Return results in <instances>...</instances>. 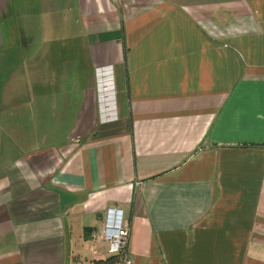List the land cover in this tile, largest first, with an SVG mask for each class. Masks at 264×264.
Masks as SVG:
<instances>
[{"label":"crops","instance_id":"obj_1","mask_svg":"<svg viewBox=\"0 0 264 264\" xmlns=\"http://www.w3.org/2000/svg\"><path fill=\"white\" fill-rule=\"evenodd\" d=\"M111 204L127 264H264V0H0V264H113Z\"/></svg>","mask_w":264,"mask_h":264},{"label":"built area","instance_id":"obj_2","mask_svg":"<svg viewBox=\"0 0 264 264\" xmlns=\"http://www.w3.org/2000/svg\"><path fill=\"white\" fill-rule=\"evenodd\" d=\"M99 231L101 239L107 243V251L116 256L112 263H129L126 250L128 224L124 220L121 206L112 204L105 206ZM90 234L94 237L93 232Z\"/></svg>","mask_w":264,"mask_h":264},{"label":"trees","instance_id":"obj_3","mask_svg":"<svg viewBox=\"0 0 264 264\" xmlns=\"http://www.w3.org/2000/svg\"><path fill=\"white\" fill-rule=\"evenodd\" d=\"M114 260H116V256L111 255V256L107 257L104 261L110 263V262H113Z\"/></svg>","mask_w":264,"mask_h":264}]
</instances>
